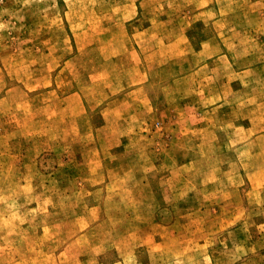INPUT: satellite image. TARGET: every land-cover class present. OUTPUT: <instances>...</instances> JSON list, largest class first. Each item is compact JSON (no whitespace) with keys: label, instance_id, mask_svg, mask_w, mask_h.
Returning a JSON list of instances; mask_svg holds the SVG:
<instances>
[{"label":"rangeland","instance_id":"1","mask_svg":"<svg viewBox=\"0 0 264 264\" xmlns=\"http://www.w3.org/2000/svg\"><path fill=\"white\" fill-rule=\"evenodd\" d=\"M0 264H264V0H0Z\"/></svg>","mask_w":264,"mask_h":264}]
</instances>
